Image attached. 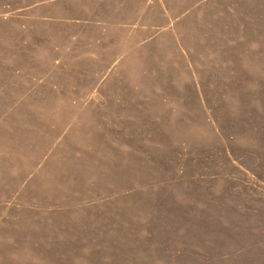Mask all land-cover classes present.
I'll return each instance as SVG.
<instances>
[{
    "label": "rangeland",
    "instance_id": "374dc122",
    "mask_svg": "<svg viewBox=\"0 0 264 264\" xmlns=\"http://www.w3.org/2000/svg\"><path fill=\"white\" fill-rule=\"evenodd\" d=\"M0 264H264V0H0Z\"/></svg>",
    "mask_w": 264,
    "mask_h": 264
}]
</instances>
